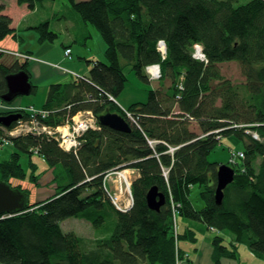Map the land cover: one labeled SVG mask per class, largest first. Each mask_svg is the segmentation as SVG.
Returning <instances> with one entry per match:
<instances>
[{
    "label": "trees",
    "instance_id": "trees-1",
    "mask_svg": "<svg viewBox=\"0 0 264 264\" xmlns=\"http://www.w3.org/2000/svg\"><path fill=\"white\" fill-rule=\"evenodd\" d=\"M36 1L42 0H16L31 10ZM68 1L80 20L101 34L107 62H93L87 76L49 84L42 105L51 110L47 124L55 126L63 116L85 109L96 117L118 113L111 98L116 99L125 85L122 60L142 81L144 66L159 61L161 77L171 82L165 91L148 89L144 103L126 108L134 115L127 116L130 131L102 125L100 130H87L77 153L64 151L55 140L44 137L13 139L16 150L30 154V147H38L48 165L58 167L54 175L58 186L53 196L26 203L21 213L0 215V262L174 264L185 253L179 239L197 240L189 227L177 229L175 212L235 238L225 244L221 235L212 237L214 264L220 258L236 259L238 242L264 259V145L244 133L256 130L264 137V0ZM3 9L0 4V40L14 35L12 20ZM34 29L40 33V42L57 38V33L48 30V22ZM159 39L167 48L163 61L155 49ZM196 42L206 61L192 56ZM230 60L241 66L244 82L234 84L223 77L219 63ZM27 63L0 64V96L7 91L6 74L19 68L30 73ZM180 82L182 89L177 87ZM32 86L31 92L36 89ZM189 113L198 132L183 118ZM2 132L0 128V136ZM217 134L240 141L237 149L246 153L245 159L231 163L236 175L224 188L219 205L214 190L220 164L207 160L219 143ZM170 146L172 151H168ZM18 151L0 162V179L9 185L10 178L25 175ZM257 157L261 162L254 170ZM116 166L138 173L130 186L134 202L125 212L114 207L101 186L103 174ZM151 186L165 198L157 211L146 204ZM194 186L203 187L200 209L192 206L189 197ZM88 189L92 191L85 194ZM76 216L92 223L94 239L62 231L60 222Z\"/></svg>",
    "mask_w": 264,
    "mask_h": 264
},
{
    "label": "rangeland",
    "instance_id": "rangeland-1",
    "mask_svg": "<svg viewBox=\"0 0 264 264\" xmlns=\"http://www.w3.org/2000/svg\"><path fill=\"white\" fill-rule=\"evenodd\" d=\"M244 1L246 0H240L239 2H244ZM0 2H3L4 4V9L2 13L8 14L9 16H11L10 18L13 20L16 19L15 14L18 17V14L22 12L20 13L18 17L19 22H21L22 24H25L28 21L35 22L36 20H39L38 23L48 22V26L50 27V28L48 27V30H50L51 32L57 33V38L54 41H48V40L45 41L46 45L50 44L52 45V47L50 48L49 52H47V55H42L40 57H41V60H45L48 62L49 68L53 70L62 71L64 75L61 74V76H65L64 79L67 80L68 82H70L69 77L77 78L78 77L77 74L79 75L82 74V75L87 76L88 71L91 68V64L95 62L94 60L87 62L86 61L88 60L87 58L79 59V57L81 56V53H84L86 48H88L92 53H96L98 55H100L101 53V58H100L101 61L107 62L105 58V54L103 55V51L105 48L104 40L102 39L101 34H99L98 30H96L92 24L90 23L88 24V30H91V36H89L87 32L83 35V32L79 31V34L76 37L70 38V37H65L64 35L60 34L59 31H57L58 30L57 27L60 25H62V27L65 28L67 31L69 27L73 29L74 32H77L79 30L78 27L81 23L80 16L72 8L68 0H44V2L37 1L36 2L37 7L35 8V10L28 9L25 3L23 5L17 4L16 0H0ZM54 14L56 15L53 16ZM63 17H66L67 19L66 18L64 19ZM41 20H44V21H41ZM61 21L64 22L66 25L64 23L60 24ZM30 32H34V31H30ZM26 36L30 38H35L32 35H26ZM7 38H9V40L10 39L12 40V38L9 36ZM85 41L87 43L86 47L83 44L85 43ZM64 43H70L71 50H69V53H65V50L67 47H63ZM34 44H36L35 41L28 38L25 40L24 45L22 47L31 46ZM5 49L9 50V52H6ZM155 49H156V46H155ZM1 50L5 51V52H2V55L6 54V55L11 56V58H15L18 52H22L18 49L7 48V46L6 47L0 46V52ZM23 53H26V52H23ZM158 54H159L161 61H163L164 59L161 58L159 51H158ZM155 63L160 65L159 61H156ZM155 63H151V64H155ZM122 64H124L123 71L126 74L125 85H124L123 90L116 97V99L114 97L111 99L112 101L114 100L113 103L116 104L118 114H120L122 118L127 121V115L124 117L120 112L125 113L127 111L126 108L132 104H135V102L144 103L148 97V89L152 87H154L155 90L159 88L165 91L166 88L170 85L171 81L168 80V78H166L167 80L162 78L161 75L159 78H155V79L149 78L147 76V66L149 64L147 66H144L143 70L145 74V81H142L141 78L137 75L136 71L132 70L131 65L127 64L123 60H122ZM219 67L221 68V73L223 77L227 78L232 83L240 84L241 82H244V77L242 75L241 66H239V64L236 61L230 60L229 62H221L219 63ZM72 68H76L77 70L76 71L71 70ZM160 70H161V65H160ZM50 73L54 74L53 76H57L58 74L56 71H51ZM43 84L45 83L39 82L37 84L38 87H36L35 91L31 92L27 96H17V98L22 99L23 105L25 106L24 108H27L29 105L33 107H37V108L39 107L45 108L42 105H44L46 102V98H47L46 95H47L48 88L45 86L43 87L42 86ZM177 87L179 88V84H177ZM178 95L179 94L176 95L177 96L176 99L178 98ZM17 98L15 100H17ZM183 118L187 119L188 121H191L192 124L190 127L194 129L196 132H198L197 122L194 121V117L190 113L186 114ZM236 126L240 128L242 127V125H236ZM244 133L248 135L250 134V133H247L246 130H244ZM206 134L207 133H205V135ZM262 138H263L262 140L255 139V138L254 140H257L259 143H262L264 145V137L262 136ZM216 140L219 143L214 148H212V150L209 152L207 156L208 162L210 163L216 162V163H219L220 165H223L224 163L231 167V163L229 161L232 160L233 149L243 152V156L240 158L242 159L246 158L245 151L239 150L240 144H241L240 141L232 140L231 138H228L226 136H222L221 138L220 134H217ZM12 149L13 147L11 144L4 145L2 149L0 150V158L8 157ZM173 149L174 147L170 146L168 151H172ZM19 153H20L19 161L22 164V170L25 173V175L21 179L12 177L10 178L9 183L14 187H18L20 189L26 190V193H28V198H27L28 204H32L34 202H41L46 199L45 198L46 196L53 194V191L58 186V181H56L54 177V175L56 174L58 170V167H54V166L50 167L48 165V162L44 160L41 155H37L38 153L37 154L34 152L30 153L31 160L34 161L36 165L32 161L29 160V153L23 152V151H20ZM254 161H253L254 170H257L261 161L258 159V157L255 158ZM231 168L233 169V167ZM123 169L127 170L130 168L127 167ZM130 170L136 171V169H133V168H131ZM234 173H235V170H234ZM235 175L236 174H234V178H235ZM103 176H102V179H103ZM128 176L131 179L130 181V186H131V183L135 179L132 176V174H129ZM106 182L110 188H113V182L110 179H107ZM230 183H228V185ZM202 190H203V187L194 186L189 193L192 206H194L197 209H200L203 206V201L201 199V196L199 195V193ZM90 191L92 190L91 189L86 190L85 194L86 192H90ZM103 200L105 201L104 197H103ZM174 216L175 218H177L176 220L177 229L179 231H183L184 227H189L190 229L194 231V236L197 239L194 242L187 240V239H184V240L179 239L178 241L179 247L185 253L183 257L181 256V258L180 257L177 258L174 264H190L189 261H187L189 257H191V260L194 261L197 255L201 256L203 252L205 251L204 245H203V239H208L211 241L212 237L215 234H218V235H221L223 238H225L223 242L226 244L230 240L231 237L234 238L232 234L227 231H226V234L224 233V231L214 232L212 231V229L205 228V225L201 224L200 222H197L194 220L192 221L187 218H181L180 216L177 215L176 212L172 213V217ZM60 226L64 233L72 232L73 234L84 237L85 239H94L97 235L93 229L92 223L89 222L88 220H85L83 217H79V216L65 218L64 220L60 222ZM223 235H226V236H223ZM235 250H236V259H232V260L236 261L237 264L238 263L239 264H264V259L262 257L260 256L258 257L257 255H255L248 247L245 246V244L241 242L237 243ZM228 259H231V258H228ZM0 264L2 263L0 262ZM212 264H214L213 261H212ZM219 264H220V261H219Z\"/></svg>",
    "mask_w": 264,
    "mask_h": 264
},
{
    "label": "built area",
    "instance_id": "built-area-1",
    "mask_svg": "<svg viewBox=\"0 0 264 264\" xmlns=\"http://www.w3.org/2000/svg\"><path fill=\"white\" fill-rule=\"evenodd\" d=\"M192 47H193V57L196 59L198 58L200 60L206 61V57L203 53V49L201 45L198 42H196L195 44H193ZM156 49H158V51L160 52L161 58L165 59L167 48H166V44L164 40L162 39L157 40ZM69 50L70 48L66 49L65 53H69ZM1 51L9 52V50L7 49H5V51L4 50H1ZM16 55L17 56H15V58L17 57L24 61L30 60V56L27 53L25 54L22 52H18ZM150 67H154L155 72H153L149 76V78L151 79L159 78L161 75V70H159V64L157 63L149 64L147 66V71H149ZM179 88L182 89L181 82L179 83ZM15 108L17 111L19 109L26 111L25 114H27V118L29 119L24 122L19 123L17 128L9 130L6 134V137L14 135L16 132H19V131L28 130L29 123L32 122L33 117L38 115L39 113L43 117H46V120H48L49 115L51 113V110L42 108V107L36 108L33 106H28L27 108H20V106L18 105V107H15ZM126 114L129 118H132L134 116L128 111H126ZM79 116L80 117L78 121L76 122V125L73 128V131L75 133L81 132L84 129L94 126L96 119H95V116L92 115L90 112H83ZM42 128H43V132H45L47 136L54 137L57 139L59 143V147L61 149L63 148L65 150L70 151L77 144V141L73 138V135H71V137L70 136L68 137V130L66 128H56L55 126H52L51 124L49 125L46 122L43 124ZM245 130L247 131V133H250L249 135L253 137L252 138L253 140L254 138L261 139V140L263 139L262 136L256 130L254 131L250 129H245ZM9 143H10L9 140H5L4 137H2L0 139V148L3 145H9ZM242 156H243V152L233 149L232 160L229 162L234 163V160L240 159V157ZM128 172L130 174L132 170L130 169L125 170L123 168H116L114 170H111L103 176V179H102L103 183L101 184L102 189L104 190L106 196L111 201V203L114 205V207L117 210H121L123 212L127 211L134 202L132 191L130 188L131 179L128 176L129 175ZM107 179H110L113 182V188H110L107 185V182H106Z\"/></svg>",
    "mask_w": 264,
    "mask_h": 264
},
{
    "label": "crops",
    "instance_id": "crops-1",
    "mask_svg": "<svg viewBox=\"0 0 264 264\" xmlns=\"http://www.w3.org/2000/svg\"><path fill=\"white\" fill-rule=\"evenodd\" d=\"M42 2H44V0H42ZM0 4H3V2H0ZM36 7H37V4L35 3V8ZM35 8L33 10H35ZM20 13H22V12H20ZM20 13L18 14V17L20 15ZM55 15L56 14H54L53 16H55ZM15 16H16V19H14V20L11 19L12 20V28L14 29V32H13L14 35H7L6 37H4V39L0 40V46H2V47H4V46L6 47L7 46V48L18 49V50H20L22 52H26V51L29 52L30 51L33 54H35V56L47 55V52H49V50L52 47V45H50V44L46 45L45 41H42V42L39 41L40 33L37 30L34 29V27H36L39 24L38 23L39 20H36L35 22L28 21L27 23L22 24L21 22H19L18 17H17L16 14H15ZM63 18L65 19L66 17H63ZM41 21H44V20H41ZM62 23H64V22L61 21L60 24H62ZM78 28H79V30L77 32H74L73 29H71L70 27H69V29L67 31L65 28L62 27V25H60V26L57 27V29H58L57 31H59V33L64 35L65 37H70V38L76 37L79 34V31L83 32V35L87 32L89 34V36H91V30H88V23H84V22L81 21V23H80ZM30 31H34V32H30ZM34 33H36V34H34ZM26 35H32L35 38H30V37H28ZM8 36L11 37L12 40L11 39L9 40V38H7ZM28 38L34 40L36 44L31 45V46L22 47L24 45L25 40L28 39ZM64 38H63V40H64ZM83 44H84L85 47L87 46L86 45L87 44L86 41ZM68 46H70V43H64L63 44V47H68ZM69 48L71 50V47H69ZM101 51H103V50H101ZM104 53H105V51H103V55H104ZM80 58H87L88 59V60H86L87 62H90L91 60L101 61V59H100L101 58V53H100V55H98L96 53H92L88 48H86L84 53H81V56L79 57V59ZM20 61H22V59H20ZM20 61H19V63H21ZM14 62H16V58H11V56L6 55V54H4V55L0 54V64L5 66V65H11ZM27 64L29 65L30 80H31L32 84L35 85L36 87H38L37 84L39 82L45 83L42 86L43 87L45 86L47 88L49 87L50 83L68 82L67 80L64 79L65 76H61V74L62 75H64V74L60 70L59 71L58 70H53V69L49 68V66L47 67L44 64L38 63V62L37 63H34V62L31 63L30 60H28ZM71 70L76 71L77 69L76 68H72ZM51 71H56L58 73L57 76H53L54 74H51L50 73ZM36 78H38V79H36ZM69 78H70V80H73L74 77H69ZM152 89H154V87H152ZM18 105L25 107L23 105V102H22L21 98H17V100H15L14 102L10 103L7 106L5 104H3V106H0V108L4 109L5 111L7 109L9 111L10 110L15 111L16 110L15 107H18ZM10 113H13V112H10ZM5 134H7V132H5ZM2 147L0 148V150L2 149ZM15 151H18V150H16L13 147V149H12V151H10L8 157L0 158V162L7 161L9 159L10 155L13 152H15ZM18 152H20V151H18ZM37 155H39V154H37ZM19 159H20V156H19ZM29 160L32 161L30 154H29ZM32 162L36 165V163L34 161H32ZM35 165H33V166H35ZM54 191H53V194L55 193ZM53 194L48 195L45 198L53 196ZM212 231H214V230H212ZM210 243H211L210 240L203 239V245H204L205 251L203 252V254L201 256L197 255L195 257L194 261L191 260V257H189V263L190 264H212V260H211L212 247H211ZM187 261H188V259H187ZM220 264H237V262L232 260V259L221 258Z\"/></svg>",
    "mask_w": 264,
    "mask_h": 264
},
{
    "label": "water",
    "instance_id": "water-1",
    "mask_svg": "<svg viewBox=\"0 0 264 264\" xmlns=\"http://www.w3.org/2000/svg\"><path fill=\"white\" fill-rule=\"evenodd\" d=\"M6 85L8 92L1 96L3 100L11 101L18 95L27 96L32 91V84L29 81L27 72L20 70L16 74L6 75ZM21 113H9L6 116H0V122L8 126L12 121L17 120ZM98 121L102 126H108L113 130L122 132L130 131V125L116 112H105L98 116ZM216 187L214 190V200L219 205L223 200V190L228 183L233 181L234 170L227 164L219 165L216 169ZM28 194L20 191L16 187H12L8 183L0 179V215L1 214H17L26 208ZM146 204L149 209L159 210L161 205L165 203L164 194L158 191L157 187L151 186L147 191Z\"/></svg>",
    "mask_w": 264,
    "mask_h": 264
},
{
    "label": "bare ground",
    "instance_id": "bare-ground-1",
    "mask_svg": "<svg viewBox=\"0 0 264 264\" xmlns=\"http://www.w3.org/2000/svg\"><path fill=\"white\" fill-rule=\"evenodd\" d=\"M2 52L3 51H1L0 52V54L2 55ZM23 53V52H22ZM26 53H27V51H26ZM25 53V54H26ZM27 54H29V56H30V62L31 63H42V64H44L45 66H47L48 67V62L47 61H45V60H41V57L40 56H35V54H33L32 52H28ZM4 55V54H3ZM24 63H18L17 65H19V66H22ZM6 66H11V65H6ZM20 70H23V71H25L24 69H22V68H19L16 72H18V71H20ZM159 70H160V65H159ZM162 71V70H161ZM16 72H11V73H8V74H16ZM26 72V71H25ZM153 72H155V69H154V67H150L149 68V71H147V76L149 77ZM28 73V72H27ZM8 74H6V75H8ZM28 75H29V73H28ZM29 81H31L30 80V75H29ZM31 83V82H30ZM5 84H6V76H5ZM6 87H7V85H6ZM8 92V87H7V91H6V93ZM6 93L5 94H3V95H6ZM3 95H1V96H3ZM1 96H0V106H3V104H5L6 106L7 105H9L10 103H12V102H14V100L17 98H15V99H13V100H11V101H5V100H3L2 98H1ZM18 96H21V95H18ZM68 108H71L70 106H68ZM83 112H90L92 115H94V113H92V111L91 110H88V109H85V110H79V111H77V112H75V113H73V114H71V115H66V116H63L64 118H63V120L61 121V123H56L55 124V127L56 128H66L67 130H68V137L70 136L71 137V135H73V138L77 141V144L73 147V149L72 150H70V151H68V150H66L67 152H72V153H77V151H78V149H79V147L81 146V144H82V140H81V136L83 135V133L85 132V131H87V130H100V128H101V124L99 123V121H98V117H96V115H94L95 116V124H94V126L93 127H89V128H87V129H84L83 131H81V132H78V133H75L74 131H73V128H74V126L76 125V122L78 121V119H79V115L80 114H82ZM10 113V111L7 109L6 111L4 110V109H1L0 108V116H6L7 114H9ZM29 118H27V114H21V116L20 117H18V119L17 120H14V121H12L8 126H5V125H3V123H1L0 122V128H2V130H3V132H2V136H0V139L2 138V137H4V139L5 140H9V144H11L12 146L14 145V140L13 139H15V138H19L20 136L22 137V136H30V135H32V136H35V137H38V138H40V137H44L45 139H47V140H51V139H53V140H55V142H56V144L58 145V147H59V143H58V141H57V139L56 138H54V137H49V136H47L46 134H45V132H43V128H42V126H43V124L45 123V120H46V117H43L40 113L38 114V115H36V116H34L33 117V119H32V122H30L29 123V127H28V130H23V131H19V132H16L14 135H11V136H9V137H6V134H5V132H8L9 130H12V129H15V128H17L18 127V125H19V123H21V122H24V121H26V120H28ZM127 122V121H126ZM128 123V122H127ZM60 148V147H59ZM61 149V148H60ZM63 149V148H62ZM29 150H31L32 152H35V153H39V150H38V147H30V149ZM65 150V149H64ZM116 168H120V167H117L116 166ZM116 168H113V169H109V170H107L103 175H105L107 172H109V171H111V170H114V169H116ZM130 174H132V176L133 177H136L137 175H138V173H137V171H132ZM132 178V177H131ZM217 232H220V231H217Z\"/></svg>",
    "mask_w": 264,
    "mask_h": 264
},
{
    "label": "clouds",
    "instance_id": "clouds-1",
    "mask_svg": "<svg viewBox=\"0 0 264 264\" xmlns=\"http://www.w3.org/2000/svg\"><path fill=\"white\" fill-rule=\"evenodd\" d=\"M78 75V74H77ZM79 76V75H78Z\"/></svg>",
    "mask_w": 264,
    "mask_h": 264
}]
</instances>
